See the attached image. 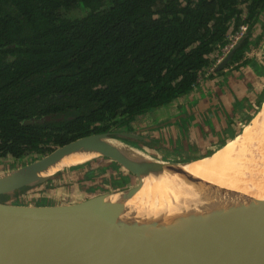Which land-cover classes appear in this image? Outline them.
I'll return each mask as SVG.
<instances>
[{
	"label": "trees",
	"instance_id": "16d2710c",
	"mask_svg": "<svg viewBox=\"0 0 264 264\" xmlns=\"http://www.w3.org/2000/svg\"><path fill=\"white\" fill-rule=\"evenodd\" d=\"M262 14L264 0H0V162L41 158L94 134H135L132 123L200 78L239 62L254 67L243 59ZM242 24L247 34L217 68ZM138 136L123 140L154 148Z\"/></svg>",
	"mask_w": 264,
	"mask_h": 264
},
{
	"label": "water",
	"instance_id": "95a60500",
	"mask_svg": "<svg viewBox=\"0 0 264 264\" xmlns=\"http://www.w3.org/2000/svg\"><path fill=\"white\" fill-rule=\"evenodd\" d=\"M232 52L218 68L227 64ZM118 138L141 139L131 133H121ZM106 140L116 138L86 136L1 174L0 196L46 183L52 177L43 174L49 166L84 150L117 163L136 177L137 186L120 191L131 196L139 192L141 177L159 179L186 173L185 167L195 162L151 159L136 165ZM113 194L41 207L0 202V264H264V196L239 204L203 227L195 225L186 234H178L177 229L162 227L149 233L143 230L140 209L112 202ZM170 239L177 243L168 245Z\"/></svg>",
	"mask_w": 264,
	"mask_h": 264
},
{
	"label": "rangeland",
	"instance_id": "374dc122",
	"mask_svg": "<svg viewBox=\"0 0 264 264\" xmlns=\"http://www.w3.org/2000/svg\"><path fill=\"white\" fill-rule=\"evenodd\" d=\"M258 38L259 41L256 45V48H252L249 52L247 51L248 53L245 54L244 60H254V67L250 65L251 67H253V84L256 83L254 85L256 90H261L262 88H264V14H262L259 23L256 24L251 32L252 40H257ZM220 56L221 55L216 58L215 66L221 64L222 61H217ZM247 67L248 66L245 67L243 64L242 67H240V70L242 72H245V69H247ZM235 72H237V70H235L234 73ZM225 73H228V70H226ZM229 76L230 75L224 78L222 76H216L215 79L221 83L222 81H227ZM234 76L236 77V80H239L241 83H243V80L239 78L236 73ZM212 80V78L210 79L206 76L202 77V79L200 78L199 87L191 92L190 96H188V94V97H183L184 99L180 100L179 102L176 101V103H173L168 107H164L160 110L155 111V114L146 115L138 119L136 122L132 123L131 127L133 128V131L138 135L157 138L158 142L153 145L154 148L146 147V149L148 150L144 151V153L147 154L152 160L180 163L197 161L199 159L208 157L219 150L222 147L221 145L225 143L221 142L223 141L221 140L219 141V145H211V143L217 138L215 136V133L217 132V130H220V127L222 129L231 127V131L239 133L238 136L234 137L237 138L239 137V135H241L243 128L251 122V119L255 115H258L257 112L260 113L261 106L264 102V93H261L263 94V98H261V96L255 99L253 96L254 91H252V93H250L253 97L252 100L257 101L254 103L250 98L247 97L249 91L253 90L250 82H247L248 84L243 89V91L248 89L246 93L242 91L240 85L237 87L238 90L236 89L237 95L240 97L239 100L242 101V103L240 105V108H237L233 112L236 116H240L241 121H231L232 119H235V116L233 115V113H227L225 108H218L216 106V108L213 109V104L211 102H213L214 100L218 102V95L215 92L218 90V84L215 81L212 82ZM222 88L223 90H228L229 87L223 86ZM212 91L214 92L208 94ZM205 93H207L206 99L208 100L205 99V101H203L204 99L202 100L201 96L203 97ZM179 105L183 106L185 112L182 114H178V117L175 119L174 110ZM219 113H223V116H221L222 119L218 117L217 114ZM241 114H245V116L243 117ZM204 117H206V119H209L210 121L212 120L213 123L207 121L203 122ZM177 120H181L180 123L182 124H180V126L176 125L175 121ZM245 121L246 124L244 125ZM159 122L161 123L160 126H158ZM176 127H178L179 129H177ZM118 139L116 138V140ZM120 141L129 144L123 139H120ZM229 141L230 140H228L227 142ZM138 147L139 149H141V145ZM194 158L199 159L191 160ZM38 159L39 157L34 155L33 158H29L23 161L0 162V175L3 173L11 172L15 169H19ZM67 172L68 175L71 172H75L76 174H78L79 172L80 176L78 177L77 182L75 180L76 178H66L64 182H62V179H59L62 175L65 176V173ZM51 176V179L44 184L24 189L17 195L15 199L12 198V201L7 202V204H18L26 206L30 205L38 207L55 206L75 201L77 194H82L83 197L86 198L102 193H119L120 191L131 189L137 186L139 183L136 177L129 174L120 165L103 157L93 158L92 160H89L88 162L77 166H68L62 168ZM241 184L242 181L240 185ZM1 198L2 197H0V201L2 200ZM178 199L183 200V197L180 198L179 196ZM231 201L232 198L226 193L224 197H222V199L220 198L216 204L213 203L212 208L231 206ZM182 202L184 204V200L181 201V203ZM180 205L182 206L180 207V211L182 212L181 215L185 219H188L189 217V220H194L191 216L186 215L187 213L183 214L184 210L182 208L186 204ZM180 205L178 204V206ZM196 206L197 205H195V207ZM186 208L187 207H185L184 209ZM198 209L200 208L198 207ZM202 212L205 213V211L203 210ZM190 215H192V213H190Z\"/></svg>",
	"mask_w": 264,
	"mask_h": 264
},
{
	"label": "bare ground",
	"instance_id": "6f19581e",
	"mask_svg": "<svg viewBox=\"0 0 264 264\" xmlns=\"http://www.w3.org/2000/svg\"><path fill=\"white\" fill-rule=\"evenodd\" d=\"M257 114L243 128L239 137L226 142L212 155L187 165L186 173L159 179L141 177V188L136 195L131 196L124 191L111 195L110 200L140 209V223L148 233L151 229L162 227L177 229L178 234H186L193 226L203 227L239 204H248L255 198L261 199L264 196V102ZM105 143L119 149L132 164H146L151 160L146 154L122 141L106 140ZM97 156L89 150L76 152L59 159L43 174L53 175L62 168L83 164ZM226 193L232 198V205L212 208L213 203L216 204ZM179 196L183 197L184 204L188 206L181 203L183 200H179ZM178 204L184 205L183 214L187 213L194 220H189L188 216L185 219L180 211L182 206ZM181 237L183 235L179 239ZM176 243L171 239L167 242L168 245Z\"/></svg>",
	"mask_w": 264,
	"mask_h": 264
},
{
	"label": "crops",
	"instance_id": "0c3cea01",
	"mask_svg": "<svg viewBox=\"0 0 264 264\" xmlns=\"http://www.w3.org/2000/svg\"><path fill=\"white\" fill-rule=\"evenodd\" d=\"M247 54V53H246ZM250 58V57H249ZM244 60V59H243ZM242 65V62H239V63H237V64H233V65H230V66H228L227 68H225V69H223L222 70V72L221 73H219V74H216V76H222L223 78L224 77H226V76H228V75H230L229 77H228V79H227V81H222L221 83L220 82H218V80H216L215 79V77L216 76H212V82H216L217 84H218V90L217 91H215L216 92V94L218 95V102L216 101V100H214L213 102H211L212 104H213V106H212V108L214 109V108H216V106L218 107V108H225L226 109V112L227 113H233V115L235 116L234 118L235 119H232L231 121H233V122H237V121H241V118H240V116H236L235 114H234V110H236L237 108H240V105H241V103H242V101H240L239 100V96L237 95V92H236V89H237V87L240 85L241 86V88H242V91H243V89L245 88V86L248 84L247 82H250L251 83V85H252V88H253V90H250L249 91V94L247 95V94H245V95H247V97L248 98H250L251 100H252V94H250V93H252V91H254V93H253V96H254V98L255 99H257L258 97H261L263 94H261V93H264V88H262L261 90H256V88H255V84H253V81H254V79H252L253 77H254V74H253V70H252V68L253 67H251V66H248L247 67V69H245V72H242L241 70H240V67H242L241 66ZM239 66V67H238ZM236 67H238V68H236ZM246 67V66H245ZM218 68V67H217ZM226 70H228V73H225L226 72ZM235 70H237V72H235L237 75H238V77L239 78H241L242 80H243V83H241L239 80H236V77L234 76L235 75V73H234V71ZM213 75H215V74H213ZM210 78V77H209ZM211 79V78H210ZM235 79V80H234ZM264 80V79H263ZM226 83V84H225ZM224 87H229L228 88V90H223V86ZM196 90V89H195ZM238 90V89H237ZM248 91V89H246V90H244L243 92L244 93H246ZM214 91H212V92H209L208 94H211V93H213ZM191 94H189L188 96H190ZM207 93H205L204 94V96L202 97L201 96V99L203 100V99H206L207 98ZM188 96H184V97H188ZM209 98V97H208ZM245 98V97H244ZM261 98H263V96L261 97ZM182 99H184L183 97L182 98H179L177 101L179 102L180 100H182ZM206 100H208V99H206ZM213 100V99H212ZM211 100V101H212ZM253 101V100H252ZM254 103L255 102H257V101H253ZM176 103V102H175ZM185 112V110L183 109V106L182 105H179L178 107H176L175 108V110H174V114L175 115H177V117H178V114H182V113H184ZM258 113V112H257ZM174 115V116H175ZM218 115V117L220 118V119H222L221 118V116H223V113H219V114H217ZM243 117L245 116V114H241ZM176 117V118H177ZM209 117V116H208ZM207 117V118H208ZM175 118V119H176ZM199 119H201V118H199ZM237 119V120H236ZM180 121L181 120H177V121H175V123H176V125H178V126H180V124H182V123H180ZM212 122L213 123V121L211 120H209V119H206V117H204L203 118V122ZM161 122V121H160ZM159 122V123H160ZM214 123H216V122H214ZM246 124V121L244 122V125ZM243 125V126H244ZM177 129H179L178 127H176ZM223 128H225V127H223ZM217 130V129H216ZM239 133L238 132H233V131H231V127H229V128H225V129H222L221 127H220V130H217V132L215 133V136L217 137L212 143H211V145H213V146H215V145H219V141H221V140H223V141H221V142H227L228 140H231V139H233L235 136H237ZM142 136V135H141ZM144 137H148V136H144ZM150 140H154L155 142L154 143H156V142H158L157 141V138H152V137H148ZM213 139V138H212ZM224 143V144H225ZM223 144V145H224ZM206 146V145H205ZM222 146V145H221ZM80 176V173L78 172V174H76L75 172H71L69 175H68V172L67 173H65V176L64 175H62L61 176V178H59V179H62V182H64V180H66V178H76L75 180H76V182H77V179H78V177ZM72 182V181H71ZM82 197V198H81ZM92 197V196H91ZM87 198H89V197H86V198H84L83 197V195L82 194H77L76 195V200L75 201H73V202H71V203H65V204H72V203H77V202H80V201H83V200H85V199H87Z\"/></svg>",
	"mask_w": 264,
	"mask_h": 264
},
{
	"label": "built area",
	"instance_id": "2783aa9c",
	"mask_svg": "<svg viewBox=\"0 0 264 264\" xmlns=\"http://www.w3.org/2000/svg\"><path fill=\"white\" fill-rule=\"evenodd\" d=\"M248 32V25L242 24L238 27V29L230 34L223 46L220 48V58L217 60L218 62H221L234 48L235 46L240 42V40L243 39V37Z\"/></svg>",
	"mask_w": 264,
	"mask_h": 264
},
{
	"label": "flooded vegetation",
	"instance_id": "af4514ba",
	"mask_svg": "<svg viewBox=\"0 0 264 264\" xmlns=\"http://www.w3.org/2000/svg\"><path fill=\"white\" fill-rule=\"evenodd\" d=\"M135 134H137L136 132H134ZM127 142V141H126ZM130 145H133L132 143L128 142Z\"/></svg>",
	"mask_w": 264,
	"mask_h": 264
}]
</instances>
